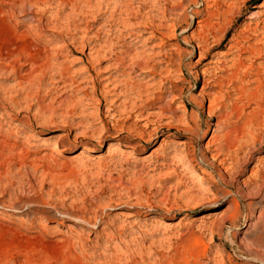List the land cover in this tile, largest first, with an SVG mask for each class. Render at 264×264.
<instances>
[{
  "label": "rangeland",
  "instance_id": "rangeland-1",
  "mask_svg": "<svg viewBox=\"0 0 264 264\" xmlns=\"http://www.w3.org/2000/svg\"><path fill=\"white\" fill-rule=\"evenodd\" d=\"M69 1L0 0V264H264V114L225 87L205 92L214 112L188 101L202 98V70L226 59L238 32L264 38V0ZM205 11L218 12L213 31L195 23ZM146 22L159 34L143 36ZM203 34L209 53L197 63ZM110 52L143 57L133 62L153 73L124 75L97 57ZM232 104L241 112H226ZM174 150L208 175L201 185L179 156L169 161ZM186 187L201 206L188 205Z\"/></svg>",
  "mask_w": 264,
  "mask_h": 264
},
{
  "label": "bare ground",
  "instance_id": "bare-ground-1",
  "mask_svg": "<svg viewBox=\"0 0 264 264\" xmlns=\"http://www.w3.org/2000/svg\"><path fill=\"white\" fill-rule=\"evenodd\" d=\"M100 1L102 2V0H83V2H85V4H88V5H91L92 3H98ZM68 2H70V1L68 0ZM165 2L168 3L167 0ZM206 2H208V1H206ZM210 7H211V5L206 6V8H210ZM256 9L261 10L259 12H264V2L260 3V5H258V7H256ZM165 11H167V10L164 9L162 12V15H165ZM214 13L205 11L204 15L206 18L198 19L197 21H195L196 25L200 26L201 28L207 27V28H209L210 31H213L214 27L208 26L207 18H217L218 12L216 11ZM130 15H131V13H130ZM262 22H264V19L261 21V23ZM190 24H191V22H190ZM171 27H174V25H171ZM144 28L149 30V31L143 33V36L145 34H147V35L151 36L150 38H152L155 34H157L159 32L158 28H160V27L154 26L151 22H146L144 24ZM255 30L250 32L248 29L244 28L243 30H241L240 32H238L235 35L234 39L230 40L232 42V45L227 48V53L220 56V58L223 57L226 59L228 56H231L232 57L231 61L230 60L228 61L229 65H225L226 63H224V62L226 59H224L223 61H219V59H214V60L207 62V64L211 65L212 67L210 68L208 66L209 68L202 70V72H201V75H203L204 77H207L203 81V86L201 87V90L199 92V96L202 98L201 99H198V97L194 98L191 95L189 100H188L189 104L191 103V105L196 108V112H199V110L201 108V105H200L201 101L200 100H204L208 103L207 112H214L213 108L216 106V100L217 99L214 97L213 91H212V93H210V92L205 93V92L207 91V89L214 88L219 93H224L226 95L228 93H225L224 91H222V88L225 87L228 90H230V92L234 93V95L236 97L235 100H237L238 102L241 100H245L247 104L253 103L257 106L258 112H260L261 114H264V59L261 62L257 63V61L260 60L264 56V38H262L260 41L254 40L255 43L250 44V42L253 40L252 38L254 37V35L256 36L257 32ZM210 31H209V34L212 36ZM128 34H129L128 36L132 37V38L133 37L138 38L140 36V35H136L135 32L131 33V34L128 33ZM212 38H214V37H212ZM184 40L187 41V39H184ZM206 42H207V37L204 36V34L197 38V45L195 46V48L199 51V53H198L199 59H198L197 63H202L206 59V55L209 53V50L205 49L206 48L205 47ZM245 44H247V45H245ZM23 50H24V48H23ZM107 55H108V57H107ZM107 55H104L103 57H101L99 54H97V57H99L100 59H106L107 58V60H109V61L113 60L114 64L111 67H113L115 70L121 69L122 74H124V75H126L127 73L129 74V73L135 72V71L152 72L153 73V70H149L147 65H145L146 63L140 64V63H134L133 62L134 59H137V58L139 59L140 57H130L129 56L130 58L129 57L126 58V60H127V63H126L125 59L123 57L121 58V56H119L116 53L110 52ZM121 55H122V53H121ZM190 55H191L190 53H187V56H190ZM217 56H219V55H217ZM39 58H40V56H38L37 59L39 60ZM37 59H36V61H37ZM140 59H143V57H141ZM34 60H35V58H34ZM44 60H45V64L43 63L44 65H39L40 63L37 65L34 64L35 65V69H34L35 73L44 71V69L46 68V64H47L46 58H44ZM101 61H104V60H101ZM47 69H48V67H47ZM208 70H211V73H209ZM218 74H220V75H218ZM106 80H109V78H103L102 79V81H106ZM236 83H238V85H235ZM246 85H249V86L254 85V86L251 89H246L245 88ZM104 87L107 88V86H104ZM172 88H175V92L180 97L183 90L178 89L175 84L170 85V89H172ZM117 89H118L117 86H114L106 92H107V94L110 95V93L113 94ZM126 93L127 94L128 93H131V94L135 93L138 96H142V95L145 96L147 94L145 89L143 90L137 86L136 87L131 86V88L129 90H126ZM205 96H207L208 98L205 99L204 98ZM237 106L235 104H232L231 107L229 108V110H227L226 112H228V111L235 112V114H236V112H241V109L243 107L238 108ZM157 109L160 112H165V111L168 112V110H169L168 107H161V106L157 107ZM175 110H178V112H179V110H181L184 113L188 112L187 108L184 105H178ZM218 118H221V116ZM253 123H254V119H247V120H245V123L243 125L247 124V126H248L247 128H251V126H253ZM214 127H217V124ZM234 133H236L235 130H234ZM241 133H242L241 131L237 132L236 135L239 136V134H241ZM252 135L253 134L250 133L249 143L251 144V146L254 145V143H255V140L253 137L254 135L253 136ZM225 140H226V143L230 144L233 139H231L230 135L227 134L225 136ZM39 145L41 147L48 148L49 150H51L52 152H54L57 155H60V153H61V150L59 149V147L56 144H48V143H44V142L40 141ZM106 146H107L106 152H110V153L111 152H119V153L130 154L129 151H124L115 143H108ZM176 156H179V158L182 160V171L185 172L186 176L189 179L196 180V184H199V185H201L202 182L206 180L208 175L204 174V177H202L201 173L199 174L197 172V170H195V168L191 165V163L189 161H184L185 158L183 157V153L174 150L168 158L169 161H173ZM263 175H264V170H263ZM180 184H181V182H180ZM184 194H185V197L188 199V205L194 204L196 207H199L203 204L202 202H204V201H202V199L199 198L200 191H198V189H194V187H186ZM188 205H185V207H188ZM172 210L177 211L178 208L176 207L175 209H172ZM222 215H224V212L221 214V216ZM217 216H220V212H218L217 210H214L209 214V217L212 218L211 219L212 221H210L211 224L215 223L214 220H216ZM230 218L232 220H235L234 215L231 216Z\"/></svg>",
  "mask_w": 264,
  "mask_h": 264
}]
</instances>
